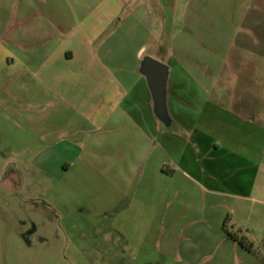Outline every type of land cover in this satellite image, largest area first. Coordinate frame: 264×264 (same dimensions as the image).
<instances>
[{
	"label": "rangeland",
	"instance_id": "374dc122",
	"mask_svg": "<svg viewBox=\"0 0 264 264\" xmlns=\"http://www.w3.org/2000/svg\"><path fill=\"white\" fill-rule=\"evenodd\" d=\"M9 52L37 53L57 98L0 89V264H264V151L242 193L211 196L178 176L177 234L165 215L144 216L151 182L138 172L162 133L137 131L119 108L145 118L149 56L169 68L170 120L178 107L205 121L216 106L264 129V0H0V74Z\"/></svg>",
	"mask_w": 264,
	"mask_h": 264
},
{
	"label": "crops",
	"instance_id": "0c3cea01",
	"mask_svg": "<svg viewBox=\"0 0 264 264\" xmlns=\"http://www.w3.org/2000/svg\"><path fill=\"white\" fill-rule=\"evenodd\" d=\"M23 46L25 47L26 44ZM30 51L37 52L36 49ZM36 55L37 53L34 56L27 57L22 53L9 52L6 54L5 61L1 65L0 89L4 88L5 83H11V89L23 92L25 99L29 102L46 104L52 98L57 97L50 91L51 89L44 83V80L38 76L36 70L42 65V60L38 59ZM68 59L66 58L65 60ZM11 93L13 92L9 90L8 94ZM147 93L150 94L151 107H145V118L141 116L143 112L138 107L121 108V105L119 106L120 110H122L120 113L122 112L125 118L132 122L133 128L137 131L139 129L141 133L145 134L149 124V127L162 133L163 141L160 143L159 141H154L151 146V152H157L158 156L151 160L150 173L147 171L145 176L143 175L145 172L141 169L138 172L151 182V197L148 198V190L145 192L147 198L145 199L146 206L144 208L146 207L147 212L144 216L147 218L148 215L147 219L153 225L155 221L157 223V220L160 219V214L162 217L165 215V222L177 228V234H180L183 229H178L180 224L173 219V216L172 220L170 219L171 214L168 211L172 206L178 205L177 200L184 193V188L180 187L177 180L178 176L194 178L198 182L203 183L205 187L202 186V188L204 187L205 194L211 196L222 194L233 186L238 187V192L239 190L240 192L243 191L246 178L243 179L241 177H246V175L251 177L255 167L262 159L264 129L240 114L219 110L216 106L204 108L200 112V117H204L205 121H201V118L193 121L187 120L179 111L180 108L177 107L175 110L176 121L171 120V126L165 127L156 118L153 111L151 93L149 91ZM146 101H148V98ZM136 113H139L140 116H135ZM7 119L8 117L3 120L8 121ZM154 120H157L156 123ZM99 122L102 123L103 119L99 120ZM119 125L118 123L117 126L119 127ZM184 130L189 131L195 137V140H181L177 132ZM37 140L40 142L46 141L43 136H40ZM157 147L160 148L157 149ZM69 166L70 164L67 168ZM163 166L167 172L163 171ZM154 181L158 184L157 187ZM153 185H155V188ZM137 191L136 189L130 195L131 198L128 206L123 210L124 213H128L132 208L137 207ZM126 196H128L126 192L122 193L121 199ZM202 199L211 201L210 198H199L197 208L201 212L198 218L201 217L202 210L206 209ZM203 206L204 208H202ZM211 206H214V210H216L215 205L207 207L212 210ZM165 207L167 210L163 213L162 211ZM124 217L127 218L128 216L125 214L121 216V218L125 219ZM200 221L203 220L200 218ZM168 233L173 236L170 231Z\"/></svg>",
	"mask_w": 264,
	"mask_h": 264
},
{
	"label": "water",
	"instance_id": "95a60500",
	"mask_svg": "<svg viewBox=\"0 0 264 264\" xmlns=\"http://www.w3.org/2000/svg\"><path fill=\"white\" fill-rule=\"evenodd\" d=\"M140 73L146 80L153 101V111L156 118L165 126H171V120L166 105V83L169 68L158 60L145 56L140 64Z\"/></svg>",
	"mask_w": 264,
	"mask_h": 264
},
{
	"label": "trees",
	"instance_id": "16d2710c",
	"mask_svg": "<svg viewBox=\"0 0 264 264\" xmlns=\"http://www.w3.org/2000/svg\"><path fill=\"white\" fill-rule=\"evenodd\" d=\"M162 169L165 170V167L163 166ZM228 235H229V237L232 236V234H231L230 232H228ZM232 237H233V236H232ZM239 244H240L241 246H243L242 242H239Z\"/></svg>",
	"mask_w": 264,
	"mask_h": 264
}]
</instances>
